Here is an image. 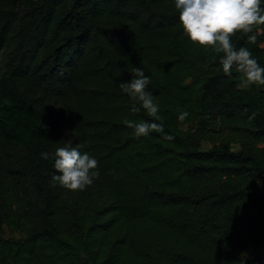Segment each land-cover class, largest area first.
<instances>
[{"label": "trees", "instance_id": "obj_1", "mask_svg": "<svg viewBox=\"0 0 264 264\" xmlns=\"http://www.w3.org/2000/svg\"><path fill=\"white\" fill-rule=\"evenodd\" d=\"M231 41L264 67V25ZM222 55L183 35L175 0H0V264H234L264 247V85L241 88ZM133 67L160 120L119 87ZM215 125L233 136L203 149ZM69 140L98 162L82 191L40 156Z\"/></svg>", "mask_w": 264, "mask_h": 264}, {"label": "clouds", "instance_id": "obj_2", "mask_svg": "<svg viewBox=\"0 0 264 264\" xmlns=\"http://www.w3.org/2000/svg\"><path fill=\"white\" fill-rule=\"evenodd\" d=\"M175 8L179 12V22L182 33L190 42L201 47H210L216 53H222L220 63L223 73L231 75L233 68L242 74L246 85H264V67L253 58L247 47L236 49L231 37L236 33L249 34L256 26L264 25V8L261 0H175ZM248 40L255 43L256 36L248 35ZM150 77L141 68H132V79L119 84L123 92L134 101H138L149 116L160 120L159 106L153 94L147 91ZM134 108L133 111H139ZM189 113L182 112L180 120ZM123 123L134 130L136 137L147 136L150 132L163 134L164 139L173 137L164 133L163 123L124 120ZM82 145L72 146L69 140L63 147H58L53 153L42 152V159L54 157V169L59 175H53L54 184L71 191L84 190L94 179L99 177L98 162L88 153H81ZM240 258L234 264H244L247 253L241 252Z\"/></svg>", "mask_w": 264, "mask_h": 264}, {"label": "rangeland", "instance_id": "obj_3", "mask_svg": "<svg viewBox=\"0 0 264 264\" xmlns=\"http://www.w3.org/2000/svg\"><path fill=\"white\" fill-rule=\"evenodd\" d=\"M239 86L242 88L245 86L244 82H239ZM176 123L178 127L182 130H188L194 127V124L186 119L180 120L177 119ZM218 125V124H217ZM217 125L210 127L209 129V136L207 139H205L202 143V148L203 149H209L210 147L214 146L215 144L219 143L220 137H226V138H231L233 136V132L231 131H222L219 128L217 129ZM231 146L235 149L237 148V145L232 143ZM7 236L8 234L5 233ZM14 237H18V235H13ZM255 252L260 253L261 255L264 256V247L257 249ZM254 250L249 249L245 253H247V258L251 257L254 253Z\"/></svg>", "mask_w": 264, "mask_h": 264}]
</instances>
